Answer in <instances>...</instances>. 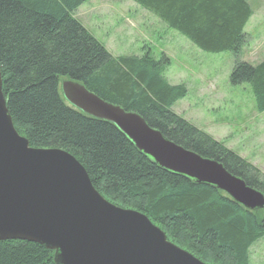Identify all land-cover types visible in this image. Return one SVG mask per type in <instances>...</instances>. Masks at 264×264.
Here are the masks:
<instances>
[{
	"label": "trees",
	"instance_id": "16d2710c",
	"mask_svg": "<svg viewBox=\"0 0 264 264\" xmlns=\"http://www.w3.org/2000/svg\"><path fill=\"white\" fill-rule=\"evenodd\" d=\"M88 0H0L2 95L18 135L34 149H61L109 203L145 215L166 239L204 264H250L264 237V209L159 168L112 124L71 108L59 83L73 80L101 100L138 114L167 141L223 166L264 196V174L171 111L187 90L163 77L169 62L112 57L73 17ZM205 53H230L231 86L248 85L264 112V59L239 61L252 13L245 0H131ZM0 264H55L38 244L0 241Z\"/></svg>",
	"mask_w": 264,
	"mask_h": 264
},
{
	"label": "water",
	"instance_id": "95a60500",
	"mask_svg": "<svg viewBox=\"0 0 264 264\" xmlns=\"http://www.w3.org/2000/svg\"><path fill=\"white\" fill-rule=\"evenodd\" d=\"M74 110L112 124L159 168L224 193L248 211L264 196L221 164L167 141L136 113L109 104L73 80L59 83ZM0 241L52 251L55 264H204L166 239L143 214L106 201L86 171L61 149H34L17 134L0 75Z\"/></svg>",
	"mask_w": 264,
	"mask_h": 264
},
{
	"label": "rangeland",
	"instance_id": "374dc122",
	"mask_svg": "<svg viewBox=\"0 0 264 264\" xmlns=\"http://www.w3.org/2000/svg\"><path fill=\"white\" fill-rule=\"evenodd\" d=\"M245 1L252 15L238 59L256 66L264 59V0ZM73 17L112 57L166 58L164 79L187 90L171 111L264 174V112L256 111L248 85H230V53L197 49L131 0H88ZM249 253L250 264H264V237Z\"/></svg>",
	"mask_w": 264,
	"mask_h": 264
},
{
	"label": "crops",
	"instance_id": "0c3cea01",
	"mask_svg": "<svg viewBox=\"0 0 264 264\" xmlns=\"http://www.w3.org/2000/svg\"><path fill=\"white\" fill-rule=\"evenodd\" d=\"M148 12V11H147ZM149 13V12H148ZM149 14H151V13H149ZM152 15V14H151Z\"/></svg>",
	"mask_w": 264,
	"mask_h": 264
}]
</instances>
